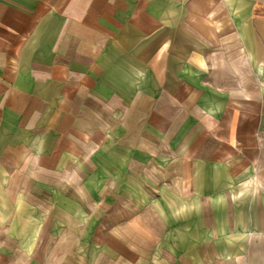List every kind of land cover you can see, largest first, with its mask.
<instances>
[{
    "label": "crops",
    "instance_id": "0c3cea01",
    "mask_svg": "<svg viewBox=\"0 0 264 264\" xmlns=\"http://www.w3.org/2000/svg\"><path fill=\"white\" fill-rule=\"evenodd\" d=\"M0 264H264V0H0Z\"/></svg>",
    "mask_w": 264,
    "mask_h": 264
}]
</instances>
